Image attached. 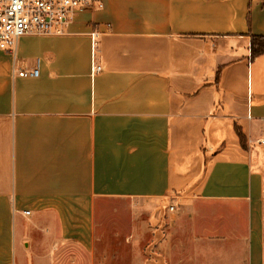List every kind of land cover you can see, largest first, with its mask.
<instances>
[{
  "label": "crops",
  "instance_id": "0c3cea01",
  "mask_svg": "<svg viewBox=\"0 0 264 264\" xmlns=\"http://www.w3.org/2000/svg\"><path fill=\"white\" fill-rule=\"evenodd\" d=\"M102 1L0 50V264H88L68 250L94 254L123 211L141 246L163 201L164 264H264V0Z\"/></svg>",
  "mask_w": 264,
  "mask_h": 264
},
{
  "label": "built area",
  "instance_id": "2783aa9c",
  "mask_svg": "<svg viewBox=\"0 0 264 264\" xmlns=\"http://www.w3.org/2000/svg\"><path fill=\"white\" fill-rule=\"evenodd\" d=\"M103 9L102 0H0V50L15 52L25 36L67 35L79 18ZM101 69L93 65L92 75ZM14 76L36 77L38 68L32 72L14 71Z\"/></svg>",
  "mask_w": 264,
  "mask_h": 264
},
{
  "label": "rangeland",
  "instance_id": "374dc122",
  "mask_svg": "<svg viewBox=\"0 0 264 264\" xmlns=\"http://www.w3.org/2000/svg\"><path fill=\"white\" fill-rule=\"evenodd\" d=\"M184 193V192H182ZM109 202V201H107ZM138 203V202H137ZM108 205V204H107ZM117 206L116 204H112L111 209L116 212L117 210H126L128 209L127 205ZM172 207L175 210H172ZM157 210L160 213L159 218L155 219L152 218L150 221V228L151 231L154 232L155 236L154 239L151 241V237L149 240L144 241L141 246L133 245L134 243H129L128 238H123L118 236L120 235V232L118 231V228L121 227L122 224H120L123 220H126V217L128 215V211H123L121 214L113 215L112 217L107 216L102 221V228L103 231L99 236L98 243L96 245V250L94 254H88L87 256H84L80 254L78 250H75L73 248H70L68 251L71 252L70 259L78 258L80 261L84 262V260L88 264H110L112 260L117 258L119 259L117 261V264H129L130 258H131V250L134 249V251H139L141 248L142 251H144V254L146 256V259L150 260L151 263L154 264H164V261L161 260L160 256L157 255L153 251L154 246L157 245L158 241L162 239L163 236H165V233L163 229H167L168 225L171 223L172 225L176 224L175 221V215H179L177 211V207L174 205L167 204L166 202L160 204L157 207ZM139 220L140 224L149 222V218L146 213L141 216L139 214ZM168 221V223H166ZM190 219L188 220V222ZM186 224V223H185ZM118 225V226H117ZM118 227V228H117ZM161 230V231H160ZM163 232V233H162ZM149 234V233H148ZM150 236V234H149ZM25 251L23 248L19 251L20 258H24L25 264H30L31 262V256L29 253L26 255L24 254ZM116 253H119L118 255ZM25 256V257H24Z\"/></svg>",
  "mask_w": 264,
  "mask_h": 264
},
{
  "label": "trees",
  "instance_id": "16d2710c",
  "mask_svg": "<svg viewBox=\"0 0 264 264\" xmlns=\"http://www.w3.org/2000/svg\"><path fill=\"white\" fill-rule=\"evenodd\" d=\"M251 59L264 55V36H253L251 38ZM241 144L246 147V137L240 128H236Z\"/></svg>",
  "mask_w": 264,
  "mask_h": 264
}]
</instances>
